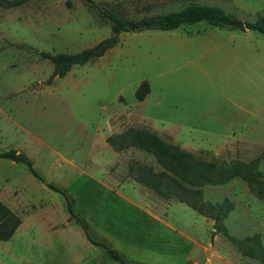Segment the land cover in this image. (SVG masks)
Listing matches in <instances>:
<instances>
[{"label": "rangeland", "instance_id": "374dc122", "mask_svg": "<svg viewBox=\"0 0 264 264\" xmlns=\"http://www.w3.org/2000/svg\"><path fill=\"white\" fill-rule=\"evenodd\" d=\"M13 1L0 0V154L26 156L41 180L0 159V202L21 220L0 241V264H119L84 230L129 264H264V34L206 22L131 28L192 4L253 24L264 0ZM106 13L128 19V31L51 79L41 54L110 37ZM146 134L203 163L212 180L241 172L201 187L203 205L225 212L220 223L138 181L147 167L171 175L141 146ZM47 184L66 192L82 224Z\"/></svg>", "mask_w": 264, "mask_h": 264}, {"label": "trees", "instance_id": "16d2710c", "mask_svg": "<svg viewBox=\"0 0 264 264\" xmlns=\"http://www.w3.org/2000/svg\"><path fill=\"white\" fill-rule=\"evenodd\" d=\"M19 3L20 0L9 2L8 5L15 6ZM105 17L111 21L113 34L98 44L73 54H41L44 59L50 61L54 66L51 79L63 78L70 72L73 66L85 65L88 62L104 56L118 43L119 35L128 31L130 23L128 19L117 18L109 13H106ZM233 21L234 19L232 16L227 15L218 7L192 4L178 12L143 18L135 22L134 25L132 24V26L133 29L139 31H172L183 26H192L200 22H206L214 27L232 26L231 23ZM245 26L247 29L264 34V21L245 24ZM145 93V91L139 90L137 92V98L142 100ZM142 140L143 142L141 143V146L153 154L156 162L161 167L167 169L171 175L164 172L155 173L153 168L147 167L145 170L141 171L142 177L139 178L138 181L158 192L161 196L165 198L175 197L179 202L185 204L198 214L214 218L216 224L220 223L225 212H222L221 210L215 213L214 206L209 210L203 205L201 202V187L208 182H226L234 176L237 177L241 175V172L227 170V172L223 174L221 171L220 177L222 175V178L220 181L212 180L211 176L207 177V175H203L202 169H200L203 163L198 162L190 154L180 150L178 147L164 144L155 135L146 134L145 137H142ZM13 157H16V163L27 165L31 174L36 179L41 180V176L33 167L32 161L26 156H16L13 152L0 154V159H11ZM243 177L246 179L245 176ZM47 186L64 197L67 213L72 219H75L78 223L82 224L80 218L75 212L73 202L66 192L54 184H47ZM20 223V218L0 202V241H8L15 234ZM84 232L87 240L95 247H100L105 250L112 260L119 264H129L122 258L119 251L110 247L106 242L95 239L86 230H84Z\"/></svg>", "mask_w": 264, "mask_h": 264}, {"label": "water", "instance_id": "95a60500", "mask_svg": "<svg viewBox=\"0 0 264 264\" xmlns=\"http://www.w3.org/2000/svg\"><path fill=\"white\" fill-rule=\"evenodd\" d=\"M232 26L238 28L241 32H245L246 31V27H245V24L242 23V22H232L231 23ZM131 28H133V26H131ZM16 157H13L12 160L15 161Z\"/></svg>", "mask_w": 264, "mask_h": 264}]
</instances>
